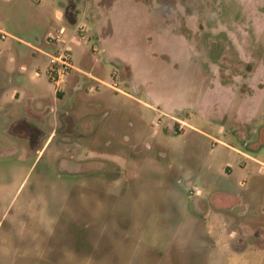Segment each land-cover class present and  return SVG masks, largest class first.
I'll use <instances>...</instances> for the list:
<instances>
[{"label": "rangeland", "instance_id": "374dc122", "mask_svg": "<svg viewBox=\"0 0 264 264\" xmlns=\"http://www.w3.org/2000/svg\"><path fill=\"white\" fill-rule=\"evenodd\" d=\"M0 30L121 89L55 102L40 55L42 108L0 93V264H264V0H0Z\"/></svg>", "mask_w": 264, "mask_h": 264}, {"label": "crops", "instance_id": "0c3cea01", "mask_svg": "<svg viewBox=\"0 0 264 264\" xmlns=\"http://www.w3.org/2000/svg\"><path fill=\"white\" fill-rule=\"evenodd\" d=\"M48 38L49 36H47V42L51 44ZM61 39H62V35H61ZM21 43L33 50L32 51L33 59L31 60L32 63L30 65L23 60H19L20 56L18 53L16 55H11L7 61V64L5 60L0 58V93L1 94L4 93L6 96L9 95L11 97H14L15 102L17 103L21 102L23 99L26 98V101H27L26 107H30L32 109L33 108L32 106L35 105L37 108L40 109L43 106V104L39 100L40 95L43 92L42 85L39 82V77L41 74V67H40L41 56L40 55H42L47 60V58L49 59V55L53 54L54 52L50 53L47 50L41 48L39 45H34L29 42H21ZM37 43L40 44L39 42ZM56 44L59 45L60 43H56ZM48 67H49V64L46 67L47 68L46 73H47ZM27 73L30 76V80L32 81V83L28 86V88L22 84V82L26 78ZM79 73L82 75L88 76L90 79L94 81H98L101 84H104L102 82H105L104 80L100 79L99 77L95 76L94 74L90 72H85L84 70H81L79 68H74L70 73L67 74L66 82L60 88L62 91L66 90L68 92L69 98H71V95L74 94L73 90L78 88L77 84L76 86H73L74 85L73 81H74V78ZM52 87L54 91V101L57 102L56 90L54 86ZM55 107L56 105L54 106V111H56ZM38 114L40 115V117L42 116V113H38ZM41 118L43 120V117ZM53 134L54 132H52L49 137H51ZM262 165L264 166V163Z\"/></svg>", "mask_w": 264, "mask_h": 264}, {"label": "built area", "instance_id": "2783aa9c", "mask_svg": "<svg viewBox=\"0 0 264 264\" xmlns=\"http://www.w3.org/2000/svg\"><path fill=\"white\" fill-rule=\"evenodd\" d=\"M80 29L83 30L82 26H80ZM63 29H61L55 36H49L48 40L50 42H53L57 40V43L62 44L61 35L63 33ZM0 34L2 38H5L7 34L0 30ZM73 68L71 53L68 49H59L57 53H53L49 55V67L47 70V75L49 78V81L53 84L55 87V90H59L63 84L66 82V76L70 69ZM116 72H114V75ZM109 87L113 88L116 91H121V89L118 88V84L115 80H113L111 83L109 82H103Z\"/></svg>", "mask_w": 264, "mask_h": 264}]
</instances>
